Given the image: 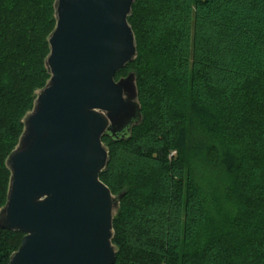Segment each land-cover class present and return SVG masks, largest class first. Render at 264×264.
Masks as SVG:
<instances>
[{
    "label": "trees",
    "instance_id": "trees-1",
    "mask_svg": "<svg viewBox=\"0 0 264 264\" xmlns=\"http://www.w3.org/2000/svg\"><path fill=\"white\" fill-rule=\"evenodd\" d=\"M53 4L0 0V207L5 160L49 79ZM128 23L137 56L115 80L135 75L142 120L102 140L100 180L123 194L114 264H264V0H135ZM22 237L0 230V264Z\"/></svg>",
    "mask_w": 264,
    "mask_h": 264
},
{
    "label": "water",
    "instance_id": "water-1",
    "mask_svg": "<svg viewBox=\"0 0 264 264\" xmlns=\"http://www.w3.org/2000/svg\"><path fill=\"white\" fill-rule=\"evenodd\" d=\"M135 0H54L49 79L35 92L5 160L10 173L0 230L22 234L8 264H114L113 220L123 194L100 180L104 137H130L142 116L128 18Z\"/></svg>",
    "mask_w": 264,
    "mask_h": 264
},
{
    "label": "rangeland",
    "instance_id": "rangeland-1",
    "mask_svg": "<svg viewBox=\"0 0 264 264\" xmlns=\"http://www.w3.org/2000/svg\"><path fill=\"white\" fill-rule=\"evenodd\" d=\"M196 176L198 180H200L201 184H206L208 187H214L215 189H219L222 184V179L218 178V175L212 174L211 172L204 169L202 166H197ZM215 205L218 209V213L227 216L229 212V207L225 205L221 200L215 202Z\"/></svg>",
    "mask_w": 264,
    "mask_h": 264
}]
</instances>
